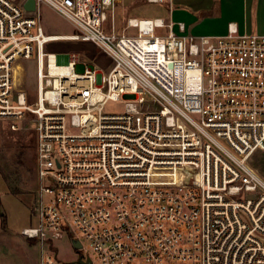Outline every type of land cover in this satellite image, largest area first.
I'll list each match as a JSON object with an SVG mask.
<instances>
[{"label": "built area", "instance_id": "built-area-1", "mask_svg": "<svg viewBox=\"0 0 264 264\" xmlns=\"http://www.w3.org/2000/svg\"><path fill=\"white\" fill-rule=\"evenodd\" d=\"M123 1L0 0V118L35 133L20 235L39 264H94L59 259L61 239L98 264H264V34L136 17L116 32ZM41 4L75 31L45 34ZM60 41L90 43L107 73Z\"/></svg>", "mask_w": 264, "mask_h": 264}, {"label": "rangeland", "instance_id": "rangeland-1", "mask_svg": "<svg viewBox=\"0 0 264 264\" xmlns=\"http://www.w3.org/2000/svg\"><path fill=\"white\" fill-rule=\"evenodd\" d=\"M21 3L22 0H13ZM174 9L173 0L162 3H150L146 0H124L122 5L109 15L107 28L120 32L128 17L163 18L170 20ZM39 22L45 34H71L74 28L59 14L48 6L41 4L38 8ZM157 33L165 34L167 28H157ZM126 33L135 34V30L127 29ZM59 50H74L79 59L102 67L107 73L109 59L100 54L90 43L60 41L54 45ZM107 112L120 109L119 102H109ZM17 126L11 128V124ZM35 133L33 123L18 119L0 118V264H39L40 253L34 242L23 238L20 230L34 223L35 207ZM1 213L6 223L1 224ZM57 257L64 261L74 262L79 255L88 254L98 264L96 255L90 251L76 254L67 239L55 242Z\"/></svg>", "mask_w": 264, "mask_h": 264}, {"label": "crops", "instance_id": "crops-1", "mask_svg": "<svg viewBox=\"0 0 264 264\" xmlns=\"http://www.w3.org/2000/svg\"><path fill=\"white\" fill-rule=\"evenodd\" d=\"M173 4L170 20L183 22L195 35L224 34L229 23L240 32L264 34V0H173Z\"/></svg>", "mask_w": 264, "mask_h": 264}, {"label": "water", "instance_id": "water-1", "mask_svg": "<svg viewBox=\"0 0 264 264\" xmlns=\"http://www.w3.org/2000/svg\"><path fill=\"white\" fill-rule=\"evenodd\" d=\"M23 7L27 11H33L35 10V3L34 0H24ZM77 246H79V242H75ZM86 264H90V261L88 260Z\"/></svg>", "mask_w": 264, "mask_h": 264}, {"label": "trees", "instance_id": "trees-1", "mask_svg": "<svg viewBox=\"0 0 264 264\" xmlns=\"http://www.w3.org/2000/svg\"><path fill=\"white\" fill-rule=\"evenodd\" d=\"M1 208V207H0ZM1 217H2V220H1V224L4 225L6 223V217L4 214L1 213ZM30 242H34L33 240H29Z\"/></svg>", "mask_w": 264, "mask_h": 264}]
</instances>
